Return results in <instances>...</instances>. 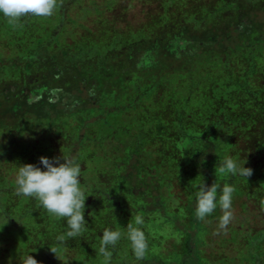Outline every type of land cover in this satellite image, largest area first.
<instances>
[{
  "label": "trees",
  "instance_id": "16d2710c",
  "mask_svg": "<svg viewBox=\"0 0 264 264\" xmlns=\"http://www.w3.org/2000/svg\"><path fill=\"white\" fill-rule=\"evenodd\" d=\"M140 1L138 22L117 16L132 0H57L38 37V16H22L27 38L21 25L6 28L15 45L0 53V240L12 252L51 264H210L222 212L196 218L199 174L235 185L232 206L264 217V0ZM72 9L88 24L66 42ZM229 154L252 174L215 177ZM42 155L82 162L80 237L62 240L66 220L17 194L9 174ZM136 215L148 242L140 260L127 239ZM105 228L122 232L109 256L99 251ZM246 229L232 259L264 264V223Z\"/></svg>",
  "mask_w": 264,
  "mask_h": 264
},
{
  "label": "clouds",
  "instance_id": "9594fccd",
  "mask_svg": "<svg viewBox=\"0 0 264 264\" xmlns=\"http://www.w3.org/2000/svg\"><path fill=\"white\" fill-rule=\"evenodd\" d=\"M57 0H0V15L15 20L24 15L47 17L53 14ZM203 160V158H201ZM232 155H226L214 169L215 177H248L252 174L250 167L244 166ZM82 162L70 156H40L39 164L18 163L15 173V185L18 195L34 198L50 214L66 220L68 229L65 238H76L83 235L86 225L84 217L85 193L81 187ZM195 188L196 218L203 220L219 207L222 214L218 227L226 229L232 217L233 194L235 185L225 182L221 186L214 179L206 184L199 174ZM143 217L136 215L133 222L127 224V239L137 260L144 258L148 249L145 232L142 229ZM122 232L117 228H105L102 232L99 251L109 256L121 239ZM52 251V250H51ZM53 252V251H52ZM20 264H42L29 252L20 258Z\"/></svg>",
  "mask_w": 264,
  "mask_h": 264
},
{
  "label": "rangeland",
  "instance_id": "374dc122",
  "mask_svg": "<svg viewBox=\"0 0 264 264\" xmlns=\"http://www.w3.org/2000/svg\"><path fill=\"white\" fill-rule=\"evenodd\" d=\"M145 10H148V8H147V5L144 4V2H141L140 0H132L130 5H124L121 7V9H119V15L117 16H119L123 20L130 19V20H133L134 22H138L144 18ZM80 14H81V11L78 12V10L72 9V11L64 15V17L66 18L65 19L66 23L65 25H63L62 33L66 34V37H65L66 42L71 41L70 36H73V38H76L78 36L81 25H84V24L86 25L89 17L87 16V18L83 21H77L76 20V18H78L77 15L80 16ZM105 15L108 16V13L105 12ZM2 17L4 18L3 15ZM37 18L38 19L36 20V25H32L30 27L31 30L35 32L34 34L35 38L38 37V35L40 34L39 30L43 29V32L45 33L49 29H51L52 25L54 24V20H52V23L50 20L51 24L43 21V19L46 17L38 16ZM70 23H74L75 25L73 26ZM3 24L4 25L2 26L0 25V28H1L0 29V53L4 56H7L8 54L11 55L13 53L12 50L14 49L15 44L13 43L14 38L12 37V35H9L10 33L9 31L6 30V28L7 29L8 27L17 28L18 26L21 25L23 26V29L20 31L21 33L20 38H27L25 29H28L29 26L26 25V21H24L22 17L15 19V20L8 19L7 17H5V21ZM55 44H56V41H55ZM19 45H21L24 48H29L32 45V43L30 41H27V42L24 41V42H20ZM5 166L6 165L4 163L0 164V169H2V171H6L7 169ZM15 173L16 171H13L11 172V175L9 174V176L15 177ZM239 204L240 203L238 202L237 204L232 206L233 217L229 225L224 230L218 229L219 230L218 234L214 236L215 245H212V247L211 246L208 247L207 253L211 261L210 264H238L237 263L238 261L232 258L237 256L238 252H241L242 245H243V238L241 237V234L243 237L245 236V233L247 231L246 227L248 226L249 228L250 227L252 228L251 230L255 234L258 232V230L261 228V226L264 223L263 222L264 217L261 215L260 212L258 213L256 210L248 207L249 203L245 205L246 206L245 208H242ZM0 220H2L1 216H0ZM229 227H232L233 231L236 229L237 234L234 233V235H230L228 231ZM218 237H224L228 239L227 245L225 247L224 246L217 247L216 243H217V240H219ZM230 238L234 241L233 243L229 242L231 240ZM262 244H263L262 251L264 253V243ZM23 256L24 254L12 252V249L9 246V242L7 239L5 241L0 240V264H20V258ZM56 256L58 257L57 259H59L60 261L61 260L64 261L67 258L66 256L65 257L58 256V255ZM40 262H42V264H51L50 261L46 260V258H44V260L42 258Z\"/></svg>",
  "mask_w": 264,
  "mask_h": 264
}]
</instances>
